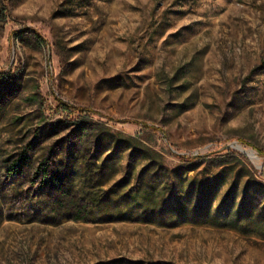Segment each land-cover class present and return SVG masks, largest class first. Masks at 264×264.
Here are the masks:
<instances>
[{
	"label": "rangeland",
	"instance_id": "1",
	"mask_svg": "<svg viewBox=\"0 0 264 264\" xmlns=\"http://www.w3.org/2000/svg\"><path fill=\"white\" fill-rule=\"evenodd\" d=\"M0 264H264V0H0Z\"/></svg>",
	"mask_w": 264,
	"mask_h": 264
},
{
	"label": "trees",
	"instance_id": "2",
	"mask_svg": "<svg viewBox=\"0 0 264 264\" xmlns=\"http://www.w3.org/2000/svg\"><path fill=\"white\" fill-rule=\"evenodd\" d=\"M40 37V36H39ZM41 41H43V39L40 37ZM152 195V193L148 190L144 191V195L142 196L143 200H145L144 202H149V197ZM147 205V204H145Z\"/></svg>",
	"mask_w": 264,
	"mask_h": 264
},
{
	"label": "bare ground",
	"instance_id": "3",
	"mask_svg": "<svg viewBox=\"0 0 264 264\" xmlns=\"http://www.w3.org/2000/svg\"><path fill=\"white\" fill-rule=\"evenodd\" d=\"M244 151V150H243ZM246 151V150H245Z\"/></svg>",
	"mask_w": 264,
	"mask_h": 264
}]
</instances>
